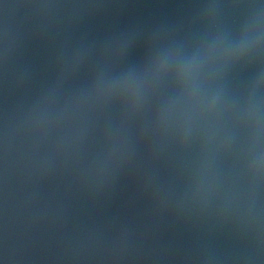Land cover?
I'll return each instance as SVG.
<instances>
[{
    "label": "water",
    "instance_id": "95a60500",
    "mask_svg": "<svg viewBox=\"0 0 264 264\" xmlns=\"http://www.w3.org/2000/svg\"><path fill=\"white\" fill-rule=\"evenodd\" d=\"M0 264H264V0H0Z\"/></svg>",
    "mask_w": 264,
    "mask_h": 264
}]
</instances>
